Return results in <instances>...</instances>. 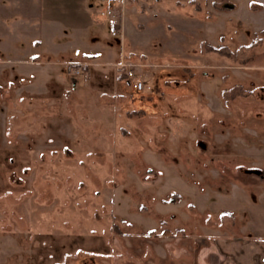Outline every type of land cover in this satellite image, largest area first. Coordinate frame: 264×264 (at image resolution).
<instances>
[{"label": "rangeland", "instance_id": "obj_1", "mask_svg": "<svg viewBox=\"0 0 264 264\" xmlns=\"http://www.w3.org/2000/svg\"><path fill=\"white\" fill-rule=\"evenodd\" d=\"M250 169L264 0H0V264H194Z\"/></svg>", "mask_w": 264, "mask_h": 264}, {"label": "crops", "instance_id": "obj_2", "mask_svg": "<svg viewBox=\"0 0 264 264\" xmlns=\"http://www.w3.org/2000/svg\"><path fill=\"white\" fill-rule=\"evenodd\" d=\"M109 10L112 11V7ZM248 171L261 176L259 182H244L245 188L256 192L259 198L252 200L245 195V206L236 198L231 200L233 207L228 210V218L210 222L208 235L200 236L199 243H195L194 264H264V169Z\"/></svg>", "mask_w": 264, "mask_h": 264}, {"label": "built area", "instance_id": "obj_3", "mask_svg": "<svg viewBox=\"0 0 264 264\" xmlns=\"http://www.w3.org/2000/svg\"><path fill=\"white\" fill-rule=\"evenodd\" d=\"M130 67V65L128 66ZM127 84L135 92H139L143 89V81L130 69L127 71Z\"/></svg>", "mask_w": 264, "mask_h": 264}, {"label": "trees", "instance_id": "obj_4", "mask_svg": "<svg viewBox=\"0 0 264 264\" xmlns=\"http://www.w3.org/2000/svg\"><path fill=\"white\" fill-rule=\"evenodd\" d=\"M84 69H85V71H86V69H88V68H87V66H86V67H84Z\"/></svg>", "mask_w": 264, "mask_h": 264}]
</instances>
